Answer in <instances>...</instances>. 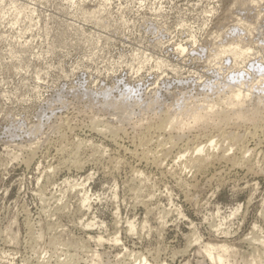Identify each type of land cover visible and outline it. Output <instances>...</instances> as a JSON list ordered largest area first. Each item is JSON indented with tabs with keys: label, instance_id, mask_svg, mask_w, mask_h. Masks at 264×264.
Segmentation results:
<instances>
[{
	"label": "rangeland",
	"instance_id": "rangeland-1",
	"mask_svg": "<svg viewBox=\"0 0 264 264\" xmlns=\"http://www.w3.org/2000/svg\"><path fill=\"white\" fill-rule=\"evenodd\" d=\"M256 77L264 0H0V264H218L204 246L227 248L225 264H264V131L248 140L250 169L198 173L176 164L180 149L146 163L133 139L153 117L142 102L173 112L241 80L251 101ZM120 100L128 121L103 110ZM93 120H114L115 142Z\"/></svg>",
	"mask_w": 264,
	"mask_h": 264
},
{
	"label": "bare ground",
	"instance_id": "bare-ground-1",
	"mask_svg": "<svg viewBox=\"0 0 264 264\" xmlns=\"http://www.w3.org/2000/svg\"><path fill=\"white\" fill-rule=\"evenodd\" d=\"M243 6L244 5L242 4L241 8H243ZM238 8H240V7H238ZM242 11H243V14H245V12H244L245 10L243 9ZM235 46L236 45L234 44V47ZM231 49H234V48H231ZM235 49L237 50L238 48L235 47ZM178 50L180 52H182L183 48L179 47ZM230 50H228V51L229 52L234 51V50H231V51ZM259 77H261V76H259ZM256 78L258 80L256 81V79H255L256 83L253 84L252 89H254L256 91L255 96L257 95L256 96L257 98L254 97V99L256 98L255 100L250 98L251 101L250 100L247 101L249 99L248 95H247L248 89L245 90V87L248 83L241 80V81H239V83H240V85L238 84L239 86H236V87L230 86L231 88L224 87V88H228V89H226L227 91L224 92L223 95L221 94L222 92H220V94L222 96H221V98L220 97L217 98L216 101H212V99H211V101L209 102L208 101L209 97L208 98L205 97L207 99H205L201 103L196 102L192 105H188V103L185 104L184 101H180L176 105L177 108L173 109L175 111H173L171 108V110L173 112L169 111L170 109L166 110V108L165 109L162 108V104L156 99H151L148 103L142 102V104L139 105L140 111H143V112L151 111V113L153 114V117L149 118V122L143 123V124L139 123V125H137L138 132L136 133V135L133 139L137 142L138 147H140V149H141V153L139 152L140 157H141L140 159H143L146 163L152 162L153 165H155L156 167L162 168V167H164L166 159H168V157H170V155L173 153V151L180 149L178 153L176 152L177 154H174L176 157L175 156H173V157L176 158L175 159L177 161L176 164H179V165L181 164L180 165L181 169L188 168V169L196 171V173H198L199 170L207 168L210 164H213L217 161L218 162L219 161H221V162L226 161L229 163V165H231L232 168H238L239 167V168H247V169L249 168L250 169V163H249L250 162V158H249L250 155L249 154L252 151H250L251 149L248 148V144H249L248 140L252 139L253 137H256V134L258 132L264 131V80L262 78H258V77H256ZM251 82H253V81H251ZM231 85H233V84H231ZM251 85H252V83H251ZM247 86L249 87L250 85H247ZM224 88L221 89L220 91L224 90ZM251 92L252 91L250 90V93ZM217 93H219V92H217ZM220 94H216V96L218 97V95H220ZM216 96H214V97L216 98ZM82 97L85 99L86 98L89 99V96L86 94L85 95H79V98H82ZM90 102H91V100H90ZM125 103L123 100H120L119 102L107 101V102H105V104L103 106V110L105 111L107 109H112V111H114V112L111 113L110 117L112 118L113 114L117 117L120 115L119 114L120 111L124 110ZM89 104L92 105L93 103L91 102ZM125 110H126V108H125ZM106 113H107V111H106ZM125 113L127 114V112H125ZM117 114H119V115H117ZM121 116L122 115H120V118H121ZM124 117L125 116H122V119L125 121L128 116H126L125 118ZM120 118H119V120H120ZM129 118H130V115H129ZM66 119H68V118H66ZM122 119L120 120V122H122ZM59 120H61L60 117H59ZM113 121H105L104 123H102V122L100 123V121L98 122L97 120H95V121L93 120L92 122L90 121L91 124H90L89 128L92 129L93 132L96 131L95 133L102 134L105 137L107 135L108 138L110 139V141L113 143V142H115V137L119 132V130H117V128H115L113 126V123H114ZM126 121H128V120H126ZM63 122H65V126L68 125V123H69V122L66 123V120H64ZM122 123H125V122H122ZM60 125H59V127H60ZM38 126H36V125L33 127L31 126L32 127L30 130L31 135L35 132H38L39 129H41ZM62 126H63V123H62ZM241 127H244L245 130H243V129L241 130ZM54 128H56V125ZM195 129H199L198 132H200V133L197 132L198 134L196 133V134L190 135V133H192ZM50 133H51V131H50ZM69 133H71V132H69ZM132 135L134 136V134H132ZM164 135H166V137H164ZM44 137H46L45 134H44ZM43 139H44V143H45L46 140H45V138H43ZM130 139H132V138H130ZM33 140H34V138H33ZM31 143L32 144L28 143V145L25 147V149L27 150L28 154L33 155V153H35L37 151L36 148L38 145L36 146V140L31 142ZM82 143H83V141H82ZM79 146L77 145V147H79ZM93 147H95V146H93ZM99 147H101V146H99ZM101 148H104V147H101ZM59 149L61 150V148H59ZM104 150H102V151H104ZM78 151H79V149H78ZM78 151L73 153L74 155H73V157H71L72 162L70 163V165H72L75 169H78L82 166V162L78 159V157L76 158V156H78ZM97 152H98V150L96 149L95 153H97ZM95 153H94V155H95ZM136 156H134V157H136ZM29 157H31V156H29ZM29 157L26 160L28 163H30L31 160L33 159L32 158L33 156L31 157L32 159ZM68 161H70V160H68ZM83 162H84V160H83ZM254 169H256V168H254ZM170 171H172V170H170ZM190 185H192V184H190ZM86 227H87V225H86ZM95 239H96V242H98V243H105L104 239L101 236L95 237L94 240ZM255 239L259 240V238L258 239L255 238ZM51 241H52V239H51ZM105 241H108V242L111 241V243L113 245L114 244L116 245V244H118V242H120L119 239L116 237L109 239V240H105ZM57 243H59V242H57ZM205 248H206V253H207V254L206 253L205 254L208 256V259H210L211 262H212V260H214L213 262L218 263V264L227 263L226 262L227 259L224 258L225 254L228 253L227 248H224V247L218 248V247H212V246L211 247L209 246L207 248V246L206 247L204 246V249ZM123 250H125V249H123ZM263 254H264V252H263ZM119 255H121V254H119ZM94 257H95V255H94ZM97 257L98 256H96L95 259ZM116 257H118V256H116ZM67 258H69V256ZM67 258L63 262L58 261V262H54L52 264H80L77 261L78 259L76 257L73 258V256H71V259H69V260H67ZM91 258H92L91 261H90V259H88V260L90 262H92V261L94 262L95 260H94L93 256H91ZM36 262H37L36 264H48L47 262H44V261H36ZM120 262H119V264H122ZM84 263H85V261H84ZM92 263H89V264H92ZM93 264H103V263L96 260ZM130 264H152V263L150 261H147L145 258H141V259H139V261L132 260L130 262Z\"/></svg>",
	"mask_w": 264,
	"mask_h": 264
}]
</instances>
